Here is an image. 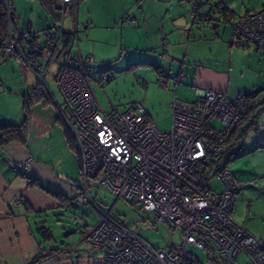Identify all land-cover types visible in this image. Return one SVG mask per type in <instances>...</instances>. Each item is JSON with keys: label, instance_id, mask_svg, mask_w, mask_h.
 Instances as JSON below:
<instances>
[{"label": "built area", "instance_id": "1", "mask_svg": "<svg viewBox=\"0 0 264 264\" xmlns=\"http://www.w3.org/2000/svg\"><path fill=\"white\" fill-rule=\"evenodd\" d=\"M61 1L66 8L72 0ZM5 6L8 30L0 37V60L15 58L44 84L46 66L14 34L13 2L5 0ZM123 18L133 21L127 14ZM230 27V43L254 44L264 52V10L248 12ZM44 36L48 61L63 57L55 82L66 109L64 124L80 161L82 185L75 202L97 208L91 190L102 187L152 211L155 221L181 234L179 248H154L108 213L102 214L97 223L85 226L82 235L88 245L104 251L101 264H199L189 246L205 253L204 264H240L241 257L245 264H264V241L232 217L236 183L231 171L226 166L214 172L218 188L204 178L235 125L255 107L254 97L230 98L212 89L203 90L194 101L174 96L169 130L161 131L138 102L123 111L113 105L108 111L100 107L87 74L93 57L71 53L76 30L66 33L60 19ZM182 79V74L174 78ZM29 160L9 165L24 168Z\"/></svg>", "mask_w": 264, "mask_h": 264}, {"label": "crops", "instance_id": "2", "mask_svg": "<svg viewBox=\"0 0 264 264\" xmlns=\"http://www.w3.org/2000/svg\"><path fill=\"white\" fill-rule=\"evenodd\" d=\"M11 1L15 6L14 0ZM80 1L71 10L69 26L64 27L66 33L77 32V42L71 47L73 55L79 53L84 56L80 39L92 46L94 38L90 34L91 27L119 34L118 48L104 56L103 52L97 56L95 54L94 62L115 59L123 47L134 52L136 49L151 51L147 53L150 59L157 57L161 66L152 61L140 64L153 66L163 77H167L160 82L163 88L161 96L167 98L168 108L174 96L180 100L194 101L205 89L223 92L230 98L255 94V101L260 104L256 126L264 124V52L254 44L238 46L230 43V23L248 12L264 8V0H242L240 5H234L231 0H209L202 4L196 0H95L98 8L94 9L87 1L82 2L84 12L78 5ZM215 4L226 7L232 14L231 22L216 20ZM15 10L18 14L16 6ZM192 12L195 16H192ZM65 14L64 8L61 17L63 26ZM125 14L133 21H125ZM204 16L215 19L199 21ZM49 17L53 25L54 19ZM33 27V22H30L27 30L36 39L28 46L29 51L35 52L38 61L47 67L51 61L44 52V33L51 26L40 30ZM18 30L27 31H22L19 26ZM40 31L44 36L41 45ZM180 74L183 79L175 81L174 78ZM53 79L55 81V75ZM44 85L49 99L42 104L34 99L28 105L25 141L0 145V264H29L38 254H46L50 250L53 251L34 264H101L104 251L91 247L82 238L83 226L88 224L86 221L78 231L77 240L72 229L64 228V236L69 239H64L60 244H52L57 238L53 232L50 241H42L37 233V229L44 226L50 216L56 218L60 227L65 217L79 219L74 212L76 205H79L74 196L82 185L78 157L66 139L68 129L63 119L66 109L59 89L58 100L46 81ZM23 104L18 116L2 114L0 122L21 123L26 115ZM257 130L259 132L255 138H242L238 145L226 146V149L230 152L231 148L244 147L238 167L232 171L235 187L240 186L236 200L233 196L236 210L235 214L232 211V217L264 241V133L260 128ZM27 158L30 160L24 168L9 165V162ZM213 187L219 186L216 184ZM92 189H95V193L92 190L91 193L99 210L100 190L98 186ZM16 199L19 202L14 205ZM246 203L249 210H243ZM101 216L99 210L97 218Z\"/></svg>", "mask_w": 264, "mask_h": 264}, {"label": "rangeland", "instance_id": "3", "mask_svg": "<svg viewBox=\"0 0 264 264\" xmlns=\"http://www.w3.org/2000/svg\"><path fill=\"white\" fill-rule=\"evenodd\" d=\"M84 1H87L86 3L90 5L92 9L95 7L98 8V4L95 0H81L78 5L82 12H84V4L82 3ZM231 1L234 5H240L242 0ZM243 1L246 2L247 0ZM14 3L18 12V14H16L17 23L22 31L27 30L30 22H33L34 30H40L52 26V20L40 4L39 0H14ZM56 4L57 6L62 7L60 0H56ZM70 14L71 9L68 8L64 15V27L69 26ZM89 30L94 38L93 44H91L92 46L90 47V44L88 45V43H86L87 41L80 39L82 41L80 47L84 56L89 54L93 57L95 54L97 56L102 52L104 56L118 48L117 44L120 42L119 34L117 35L112 32H107L98 27H91ZM38 34L41 45L44 36L41 31L38 32ZM104 44L106 45L102 46ZM100 46H102V48ZM24 47L26 51L29 50L28 46ZM102 49L104 51H102ZM135 51L136 52L132 49H126L123 47L115 59L105 60L100 63L97 61L90 64L87 74L91 89L98 104L104 111H107L110 108V105L123 111L134 102H138L144 107L148 117L154 121L159 130L168 131L171 123V111L170 108L166 106L167 98L161 96L163 88L161 87L162 85L160 82V80H165L167 77H163V75L158 73L157 69L153 66L140 64V62L152 61L161 66L160 60H158L157 57H154L155 59H150L149 54L147 53L151 51L143 52L142 49H136ZM62 58L61 55H57L53 58L46 67L45 73V81L48 88L58 100L59 92L56 82L53 79V75H55ZM107 77H111V79L108 80ZM33 85L34 87H42L44 91L47 92L45 85L40 83L37 78L27 70V67L22 65L18 60L13 57L1 59L0 115L12 114V116H18V114H20L21 105L27 94L30 92V87ZM12 120H14L13 117ZM258 128L262 129V133H264V124H259L255 128L249 129L243 138L245 140L255 138L258 136L256 135V130ZM243 150V146L240 148H231L229 150L232 152V155L230 161L227 163V167L231 173L238 167L237 165L242 158ZM210 180L211 184L216 186L217 182L215 178L212 177ZM239 187L237 186L234 189L235 200L237 195H239ZM98 188L100 190L99 200H101L99 210L102 214L108 213L112 218L125 222L127 228L135 232L154 248L168 249L170 244L174 248L180 247L181 234L179 230L155 221L153 212L142 209L139 204H134L131 201L117 198L106 189L102 187ZM94 190L95 189H92L93 194L95 193ZM76 206L77 208L74 212L79 219L73 216H71V218L65 217L63 223H61V227L57 224V220L53 216L47 218L44 226L50 228L53 234L57 237L52 244H60L64 239H69L64 236L66 234L64 228L67 230H74L75 239L77 240L79 234L78 231L81 229L83 221L88 222V224H95L99 221V218H97L99 210L95 207L82 205ZM247 206L248 204L246 203L245 206H243V210H249V206ZM235 210V207H232L233 214H235ZM188 249L199 261V264L205 263L206 256L203 251L192 246H189ZM239 263L245 264V258L241 257ZM209 264L220 263L213 261Z\"/></svg>", "mask_w": 264, "mask_h": 264}, {"label": "trees", "instance_id": "4", "mask_svg": "<svg viewBox=\"0 0 264 264\" xmlns=\"http://www.w3.org/2000/svg\"><path fill=\"white\" fill-rule=\"evenodd\" d=\"M9 1H11V0H9ZM39 1L41 3L42 7L44 8V10L52 17V19H54V23L61 19V17L64 14V8L57 6L56 0H39ZM78 1L79 0H72L71 3H69L68 7L65 8V10H67L68 8H70L72 10L74 8V5ZM196 1H198V4H200V3L202 4V3L208 2L209 0H196ZM215 6H216L215 13L217 14L215 17H216L217 21H224V22H231L232 21L231 20L232 14L229 13V11L226 9L225 6L218 5V4L217 5L215 4ZM262 10H264V8L257 10V11L260 12ZM194 12H195V10H194ZM204 17L206 18V21H203V18L201 20L199 19V21L208 22V21H211L212 18L215 19V17L210 18V16H204ZM243 17H241V18H243ZM50 28L45 30V32L48 31ZM7 30H8V17H7V11H6V6H5V0H0V37H3L7 33ZM13 32L15 35H17L19 37L18 39L22 43L23 47L32 45L33 41L36 39V37H33L32 33L29 30H27L25 32H21V31L19 32L16 18H14V21H13ZM246 45H248V44H246ZM158 73H160V72H158ZM107 79L110 80L111 77H107ZM251 95L255 99V94H251ZM34 99L35 100L37 99L36 100L37 103L42 104L44 102H47L49 98H48L46 92L44 91V89L42 87H39V86L38 87H32L30 89V92L27 94L26 98L23 101V103H24L23 106H24V109L26 111V115H25L23 121L19 124L0 122V145L1 146L5 145L11 141H20V142L25 141L26 132L28 129V118H29L28 113H27V107H28V105L31 104V102L35 101ZM259 105L260 104H258L255 101V107L248 113V115H246L243 119H241L235 125V127L231 131L229 137L225 141V143L223 145V149L209 163V165L207 166V169H206L205 177H204L207 182L210 181V179L213 177L214 172L217 169H220L222 167H226L228 161H230L232 152H228L226 149V146L235 147L236 145H238L239 141H241V139L245 135L246 131H248L251 128H255L256 122H257V115L260 112ZM262 106H264V104H262ZM262 108H264V107H262ZM66 139H67V143H68L69 147L74 152V154L77 155L78 160H79L78 152L75 149L74 138L72 137V134L68 130H67V134H66ZM224 159H225V161H224ZM79 164H80V161H79ZM97 208H98V206H97ZM121 223H123L124 225L126 224L125 222H121ZM87 225H91V224H87ZM85 226L86 225L83 226V230H84ZM83 230H82V233H83ZM37 233H38V236L42 239V241H50L53 238V234H52L51 229L46 227V226H40L37 229ZM51 251H53V250H50V252L46 253V254H42V253L38 254L37 257H35V259H33V261L29 264H34V263L38 262L42 258L49 255L51 253Z\"/></svg>", "mask_w": 264, "mask_h": 264}, {"label": "bare ground", "instance_id": "5", "mask_svg": "<svg viewBox=\"0 0 264 264\" xmlns=\"http://www.w3.org/2000/svg\"><path fill=\"white\" fill-rule=\"evenodd\" d=\"M94 94V93H93ZM95 97V96H94Z\"/></svg>", "mask_w": 264, "mask_h": 264}, {"label": "clouds", "instance_id": "6", "mask_svg": "<svg viewBox=\"0 0 264 264\" xmlns=\"http://www.w3.org/2000/svg\"><path fill=\"white\" fill-rule=\"evenodd\" d=\"M62 6V5H61Z\"/></svg>", "mask_w": 264, "mask_h": 264}]
</instances>
